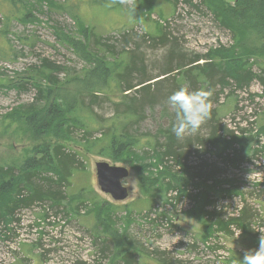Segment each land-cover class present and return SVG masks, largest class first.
<instances>
[{
    "label": "rangeland",
    "instance_id": "rangeland-1",
    "mask_svg": "<svg viewBox=\"0 0 264 264\" xmlns=\"http://www.w3.org/2000/svg\"><path fill=\"white\" fill-rule=\"evenodd\" d=\"M262 1L136 0L132 13L112 0H104L105 6L100 0H0V210L24 186L30 166L42 165L38 162L51 146L62 144L77 158L63 200L48 199L41 207L16 213L20 226L13 240L0 233V264H120V249L133 253L135 264H164L152 251L163 252L165 264H239L246 251L259 247L264 233V87L259 80L264 79V32L251 25L246 6ZM233 14L230 23L222 22ZM165 32L169 43L154 45ZM174 40V55L185 62L173 61L176 77L164 79L163 93L175 92V86L187 88V78L194 76L205 85L206 59L219 73L221 68H245L255 76L248 85L209 88L213 121L208 119L180 142L205 138L212 126L233 131L230 136L218 132L213 146L193 142L194 155L187 160L199 168H221L207 189L224 217L235 216L244 206L251 209L247 233L232 229L230 236L208 228L199 216V199L187 196L200 187L188 182L185 171L158 161L159 142L172 133L175 122L169 96L149 97L152 100L134 113L139 104L130 97L133 91L124 95L115 78L114 72L125 69L133 55L142 58L148 74L157 75ZM195 56L203 57L199 67L188 63ZM42 58L57 67L54 82L38 68ZM108 65L112 72L105 75L103 67ZM66 94L71 112L63 114L61 131L48 130L44 122L49 104ZM93 98L97 102L90 104ZM124 129L130 145L115 160L84 149L93 140L107 146ZM220 156L235 164L244 160L224 166ZM99 160L128 168L124 201H114L98 189L94 164ZM38 167L44 175V166ZM165 167L181 177V183ZM172 186L182 190L180 202H168L165 190ZM9 220L5 217L4 222L13 228ZM158 222L168 224L166 230L156 227ZM100 247L107 248L105 257Z\"/></svg>",
    "mask_w": 264,
    "mask_h": 264
},
{
    "label": "trees",
    "instance_id": "trees-1",
    "mask_svg": "<svg viewBox=\"0 0 264 264\" xmlns=\"http://www.w3.org/2000/svg\"><path fill=\"white\" fill-rule=\"evenodd\" d=\"M177 1L178 0H175V3ZM99 4H102L104 6L106 5L104 0H100ZM246 9L251 12V16L254 21V23H251V25L253 27L255 26L259 28L262 32H264V14L262 13L264 12V2L262 1L256 6H246ZM6 10L10 13L9 8H7ZM6 16L10 17L7 14ZM234 19L235 15L233 17L232 15H230L229 17L225 16L222 22L230 23ZM6 20H9V18H6ZM168 39L169 38L167 37V33L165 32L163 36L156 40L157 42H155L154 45L162 44L164 46L169 43ZM176 46V40L172 41L169 46L170 50L165 56L163 64L158 69V74L156 73L157 75L148 74V67L144 64L142 58L138 56L137 58H135L136 56L134 55L132 62L125 69L121 70L120 72H114L115 78L122 85L120 89L121 91L125 92L124 95L127 96L130 91H133L130 97L132 99H136L135 102L137 101V103L139 104H137L138 106H135L136 110L135 108L132 109L134 113H137L138 108L145 102L149 103L150 100H152V98L149 97H154L155 95L170 96L173 93L172 89H169L168 91L163 93L161 91V87H163L162 83L165 81L164 79H169L168 77H170V75H172V77H176V75H173L175 71L177 72V70L174 68L175 66L172 65L173 61H175L174 63H176L177 65L178 63L185 62L182 57L174 55L177 51ZM201 59H203L202 56H195L191 60H189L188 63L190 66L199 67L200 64L198 63V61ZM204 64L208 68V71L205 73V85L200 86L198 84V80L195 79V76L193 78H187V89L190 92L203 89L205 86L208 87L207 89H215L216 86H219V88L222 89L232 84H234V86L248 85L255 77L250 72V70H245V68H242V70L237 68H221L222 73H219L214 70L217 66H215V64L211 61L206 59ZM41 67L43 71H47V74H45L46 77H48L47 79H50L51 77L50 81L54 82L56 76H53L54 74L52 71H56L57 67L51 65L50 61L46 58L41 59L38 68ZM103 70L105 75H109L112 72V65L103 67ZM39 76L42 77L41 72H39ZM259 80L264 87V79L262 77H259ZM173 89L177 91L178 88L177 86H175L173 87ZM38 92H40V89H38ZM95 99L96 98H93V100H91L89 103H96L97 100ZM69 101L70 100L68 99V95L66 94L63 95L62 100L61 98H59L49 104L50 107L46 112L48 120L47 122H44V125L49 128L48 130L61 131V122L64 120L63 114L65 115V113L71 112ZM212 114L213 110H211L210 121H213ZM66 131L67 130H65V132ZM221 131H224L229 136L233 135L232 130L226 131V129H224V127L222 126H212L205 138L188 137V139L186 140L188 146L185 148H181V144H186L185 142L180 144L183 139L179 140L175 137L173 132L171 134L169 133L164 140L159 142L162 146V150L158 161L164 162V164L169 166V168L172 167L175 170H181V172L185 171L186 175H188V182L197 184V188L200 187L199 191L195 193H191L190 191H188L191 195L187 196L191 197L195 201L199 199L200 202L198 201V212L201 220L209 225L208 228H211L212 230L216 229L221 233L232 236L234 234V231L232 229H240L244 233H247L249 231L251 222L253 220L251 209L244 206L235 216L224 217L221 210L215 208L216 202L211 197V195L209 194V190L207 189V185H210L217 179L216 175L220 173L221 168L214 165L210 166V164H206L205 166H203L204 164H201L202 168H199L200 166L196 167L190 165V162H188L187 160V156L190 153L194 155V150L190 151V147L193 142L197 143L198 146H206V144L210 146L216 145L218 132ZM223 137H225V134H223ZM129 140H131V138L129 137L128 139V134L124 129L119 136H116V138L111 141L109 145L105 146L102 144V142L93 140L91 142H88L84 149L89 153L95 152L101 156H105L107 158L115 160L116 156L124 151L127 145H130L127 144V141ZM248 159L249 158H246V160ZM220 160L223 162L224 166L229 164L237 166L244 159L240 158L236 164L226 156L221 157ZM52 161L55 163V165L52 164ZM76 161V154L67 151L62 144H55L54 146L50 147L48 152H46L45 160L43 162L41 157V160L38 163L42 165L30 166L33 169L26 172L22 179V182H24V186H20L13 194L10 204L6 202L7 205L4 207V210H0V233H3L2 236L5 237L6 240H13L15 237H17L15 234L17 227L20 226V219L15 217L17 215L16 213L19 214V211L25 209L31 210L35 206L41 207L43 206V203H47L46 200L48 199L59 202L65 198L63 193L66 186V181L67 178L71 175V168L77 167V165L75 164ZM38 166H44V175L38 172ZM164 170L166 171V173H168L169 176L176 178L175 181L179 180L181 183V177L177 178L176 175L172 173V175L169 174L170 170L167 167H165ZM10 171L11 170H8L6 173H9ZM145 184L146 180L144 177H142L140 182L141 187H144ZM165 191L168 192L167 200L169 203L172 202V199L176 200V202L181 201V195H183V193L182 190L178 189V187L172 186L171 188H167ZM182 198H184V196ZM208 205L212 207V210L206 209V206ZM5 217L9 218V221H13V228H8L6 226L4 222ZM154 222L156 221H153V223ZM156 227H164L163 229L166 230L165 228L168 227V224L158 222ZM3 228L4 230L2 231ZM128 246L132 249L134 248V245L130 241L128 242ZM106 249L107 248L100 247L99 253L102 254V257H105L104 253L106 252ZM119 251L120 255L116 259V255ZM119 251L116 255H114L113 258H111V260H119L120 264H135L137 262L136 257L133 253H129L124 249H120ZM162 253L163 252L152 251L150 255H157L160 261L165 264L167 259L161 257ZM235 257L236 256H233V258ZM242 259L243 258H241V260ZM239 260L240 259L237 260L238 263ZM73 264L91 263L84 261H75ZM168 264H171V262L169 261Z\"/></svg>",
    "mask_w": 264,
    "mask_h": 264
},
{
    "label": "clouds",
    "instance_id": "clouds-1",
    "mask_svg": "<svg viewBox=\"0 0 264 264\" xmlns=\"http://www.w3.org/2000/svg\"><path fill=\"white\" fill-rule=\"evenodd\" d=\"M112 3L128 6L132 13L136 8V0H112ZM211 96L210 89L190 92L182 87L167 98V104L175 113L172 132L177 139L182 140L187 135L195 134L211 118ZM239 235L240 232L236 238ZM239 264H264V233L259 236V247L246 251L243 259L239 260Z\"/></svg>",
    "mask_w": 264,
    "mask_h": 264
},
{
    "label": "water",
    "instance_id": "water-1",
    "mask_svg": "<svg viewBox=\"0 0 264 264\" xmlns=\"http://www.w3.org/2000/svg\"><path fill=\"white\" fill-rule=\"evenodd\" d=\"M94 165L98 189L114 201H124L129 194L128 187L123 183L128 177V168L110 164L105 160H99Z\"/></svg>",
    "mask_w": 264,
    "mask_h": 264
},
{
    "label": "bare ground",
    "instance_id": "bare-ground-1",
    "mask_svg": "<svg viewBox=\"0 0 264 264\" xmlns=\"http://www.w3.org/2000/svg\"><path fill=\"white\" fill-rule=\"evenodd\" d=\"M149 44V43H148ZM24 119V118H23ZM26 127V126H25ZM44 224V223H43ZM54 227V226H53Z\"/></svg>",
    "mask_w": 264,
    "mask_h": 264
},
{
    "label": "built area",
    "instance_id": "built-area-1",
    "mask_svg": "<svg viewBox=\"0 0 264 264\" xmlns=\"http://www.w3.org/2000/svg\"><path fill=\"white\" fill-rule=\"evenodd\" d=\"M220 255V254H219Z\"/></svg>",
    "mask_w": 264,
    "mask_h": 264
}]
</instances>
